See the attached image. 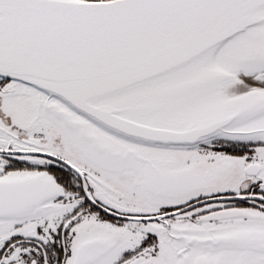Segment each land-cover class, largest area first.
<instances>
[{
    "label": "snow or ice",
    "instance_id": "obj_1",
    "mask_svg": "<svg viewBox=\"0 0 264 264\" xmlns=\"http://www.w3.org/2000/svg\"><path fill=\"white\" fill-rule=\"evenodd\" d=\"M0 264H264V0H0Z\"/></svg>",
    "mask_w": 264,
    "mask_h": 264
}]
</instances>
